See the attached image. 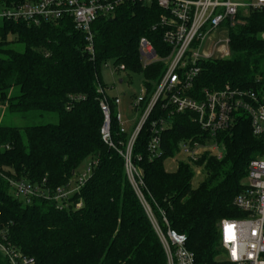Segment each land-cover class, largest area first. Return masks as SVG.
I'll use <instances>...</instances> for the list:
<instances>
[{"label":"trees","instance_id":"16d2710c","mask_svg":"<svg viewBox=\"0 0 264 264\" xmlns=\"http://www.w3.org/2000/svg\"><path fill=\"white\" fill-rule=\"evenodd\" d=\"M20 1L0 0V4ZM161 12L156 5L126 3L113 15L97 18L91 25L93 57L86 50L84 34L70 18L39 25L2 19L0 101L27 122L0 124V242L12 255L20 252L32 259L31 264H167L117 151L125 146L129 132L120 131L112 103L110 129L115 147L102 139L98 93L99 85L105 87L100 68L112 60L117 68L123 64L124 70L142 73L147 92L139 108L144 109L165 63L143 67L138 44L145 37L158 55L168 54L158 25ZM242 19L229 31L228 57L199 61L191 94L229 86L251 90L263 101L264 9H250ZM12 41L22 43L23 49L9 46ZM47 113L56 121L36 122ZM159 116L167 125L160 134V153L152 156L148 143L152 121ZM200 136V127L188 112L168 118L157 102L136 137L132 163L156 220L165 227L164 216L172 229L186 235L187 248L198 263L213 264L221 221L242 216L233 200L244 188L249 161L264 154V137L253 134L248 113L237 109L233 124L215 134L221 157L204 153L194 162L179 161L173 171L165 168V158L178 151L181 141ZM86 159L93 164L90 176L77 192L58 201L33 197L25 203L11 194L1 176L23 178L32 185L43 183L54 192L78 174ZM194 165L201 166L204 175L196 186L192 185ZM78 202L81 205L76 207ZM0 264H12L1 249Z\"/></svg>","mask_w":264,"mask_h":264},{"label":"built area","instance_id":"2783aa9c","mask_svg":"<svg viewBox=\"0 0 264 264\" xmlns=\"http://www.w3.org/2000/svg\"><path fill=\"white\" fill-rule=\"evenodd\" d=\"M126 3L156 5L160 8L162 12L158 25L163 29V42L169 46L168 54L161 56L157 54L148 39L145 37L139 39L138 49L142 66L162 61L165 63V71L146 100L139 120L130 130L123 123L119 109L120 99L109 96L104 86H98L99 105L103 114L100 129L102 139L108 145L115 147L111 140L110 129L112 103H114L115 120L120 126V131L129 132L124 149L117 151L128 168L132 169V178L133 173L139 175L131 166L132 147L157 102H160L162 108L167 111L168 118L176 113L188 112L191 121L200 127L199 138L184 139L179 144L178 152L185 154L188 162L197 161L204 153L221 157L222 151L215 134L233 124L234 111L237 109H243L248 113L253 134L264 137V97L263 101H260L251 90L229 86L212 91L203 89L199 96L190 93L193 82L200 72L199 61L228 57L230 29L241 23L242 16L250 9H264V0H22L11 6L1 4L0 18L23 21L28 25L70 18L75 28L84 34L86 50L93 57L91 27L93 21L102 16L113 15L117 7ZM216 31H225L228 37L223 41L217 40L208 44ZM261 37L264 39V32ZM118 69L124 70V65H119ZM146 92L142 84L141 94L136 97L134 103L136 108L145 101ZM166 125L167 121L164 117L159 116L152 121L153 135L148 143V150L152 156L160 153V134ZM92 165L90 161L83 174H76L65 186L56 188L54 192L44 188L43 183L32 185L23 178L1 176L6 179L11 194L25 203L31 202L33 197L58 201L80 189L90 176ZM245 178L247 183L233 200L234 206L242 216L225 218L221 221L219 251L213 264H264V154L249 161ZM133 187L140 195V183L134 181ZM75 205L79 207L81 203ZM57 208L62 207L58 204ZM145 211L160 239L167 264H206L198 263L195 254L187 248V237L184 233L172 229L164 216L165 227H163L150 208L145 207ZM0 249L9 256L12 264L33 262L31 258L25 257L20 252L12 255L2 242ZM17 258L22 259L21 263Z\"/></svg>","mask_w":264,"mask_h":264},{"label":"rangeland","instance_id":"374dc122","mask_svg":"<svg viewBox=\"0 0 264 264\" xmlns=\"http://www.w3.org/2000/svg\"><path fill=\"white\" fill-rule=\"evenodd\" d=\"M1 8L2 5L0 4V10ZM1 22H2V18H0V23ZM227 37H228L227 32L216 31L211 36L210 43L208 44H212L217 40L223 41ZM8 38L9 40L14 39L13 36H9ZM9 46L17 50L23 49V44L17 41H12L9 44ZM100 76L103 83L105 84V88L107 90L108 95L111 97H118L120 99L119 109L122 113L123 123L125 127L128 128V130H130L134 126V124L139 120V116L141 114L140 108H136L134 106V103L136 97L141 94V86L143 81L142 73L120 70L113 65L112 60H109L106 64H102L100 68ZM55 121H56V117L51 113L44 114L42 117H38V119L36 120L37 123L55 122ZM26 123L27 122L25 121V118H21L19 115L9 112V110L7 109V104L0 101V124L23 126ZM120 149H124V147ZM132 151H133V147H132ZM186 159L187 158L185 154L177 151L173 156L165 158L164 160L165 168L169 171H173L176 169L179 161L181 160L186 161ZM132 162H131L132 164L131 166L134 167ZM89 163L90 160L88 159L84 160L78 167V173L83 174ZM124 168L132 186L134 181L137 184L141 182V181L139 182L138 176L135 173H133V178H132V172H131L132 169L130 170L128 168L126 162H124ZM194 172L195 174L192 179V185L196 186L201 181L204 175L201 166L194 165ZM245 183H247L246 178L243 179V184ZM139 194L140 195L138 196L144 206V209L145 207L151 209L150 205L144 198L143 193L140 191Z\"/></svg>","mask_w":264,"mask_h":264}]
</instances>
